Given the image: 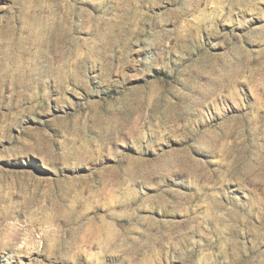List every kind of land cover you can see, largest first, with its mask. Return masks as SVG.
<instances>
[{"label":"rangeland","instance_id":"374dc122","mask_svg":"<svg viewBox=\"0 0 264 264\" xmlns=\"http://www.w3.org/2000/svg\"><path fill=\"white\" fill-rule=\"evenodd\" d=\"M0 264H264V0H0Z\"/></svg>","mask_w":264,"mask_h":264}]
</instances>
